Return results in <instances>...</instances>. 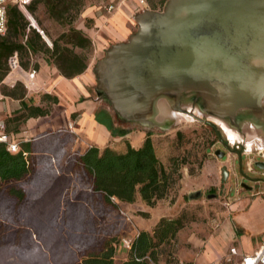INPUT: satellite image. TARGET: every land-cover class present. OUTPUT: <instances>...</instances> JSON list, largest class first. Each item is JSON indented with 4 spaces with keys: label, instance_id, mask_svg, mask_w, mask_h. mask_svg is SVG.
<instances>
[{
    "label": "rangeland",
    "instance_id": "rangeland-1",
    "mask_svg": "<svg viewBox=\"0 0 264 264\" xmlns=\"http://www.w3.org/2000/svg\"><path fill=\"white\" fill-rule=\"evenodd\" d=\"M46 2L47 0H33L34 9L28 10L32 14L29 17L33 23H37L47 35L49 32L57 34L66 29L68 21L86 33V28L94 27L99 14L105 13V6L110 2L116 6L119 0H79L69 13L59 18L46 11ZM164 2L158 9L162 8ZM120 6L124 10L123 19L131 33L137 27L134 14L138 11L128 10L123 4ZM98 19L110 28L109 22L103 17ZM103 54L104 51L93 65ZM96 83L95 79L94 85L88 87L89 95L80 96L79 100L94 102L95 118L107 126L109 136L103 131L95 130L84 119L79 123L67 122L58 129L24 136L38 137L35 140L36 150L56 151V148H60L59 164L64 172L57 174L46 156L35 153L27 175L0 186V264H72L82 254L98 251L110 236H133L140 229L135 222L141 218L140 214L129 211L132 208L127 205H133V202L116 206L103 202L100 194L91 190L88 175L82 170L76 157L89 144L101 147L108 142L117 149L124 148L128 142L127 132H130L133 144L139 146L141 142L137 139L140 137L137 136L138 131L143 136L150 133L159 158L168 166H177L175 175L180 172L181 178L165 198V204L158 207H167L171 213L174 212L173 215L182 210L186 213V223L177 231L176 239L159 248L156 264H181V261L198 264L195 256L185 257L180 253L182 249H191L193 243L183 233L205 237L220 226V210L227 209L235 198L264 195V169L252 163V169L247 170V162L250 159H254V162L261 159L258 152H264V119L243 117V114L240 115L241 118L231 119L232 122L228 118L213 115H207L205 119L199 118L204 115L197 102L193 105L189 100L182 99L181 104L191 106L199 117L178 111L172 106L170 99L162 97L157 99L154 106L157 123L145 125L119 118L95 89ZM76 116L77 112H74L71 118L76 119ZM21 121L23 118L10 119L7 123L4 130L11 138L18 139L15 135L11 136L10 131ZM217 148L225 151L223 157L215 154ZM223 165L229 171L226 178L221 176ZM203 169L206 170L205 173ZM11 185L22 188L24 196L17 198L9 193ZM195 190H200V194L190 197L189 193ZM159 208L150 210L147 223L156 222L163 214ZM241 209L242 211L234 212L233 215L240 224L258 227L264 225V205L252 204ZM33 236L39 246L36 251L30 252L27 247ZM262 236L261 231L254 238L260 239ZM229 246L206 264H230L228 258L235 255L229 253ZM194 248L201 252V244ZM122 250L126 251L121 248L116 253L114 264H120L123 260Z\"/></svg>",
    "mask_w": 264,
    "mask_h": 264
},
{
    "label": "water",
    "instance_id": "water-1",
    "mask_svg": "<svg viewBox=\"0 0 264 264\" xmlns=\"http://www.w3.org/2000/svg\"><path fill=\"white\" fill-rule=\"evenodd\" d=\"M134 19L93 65L95 89L119 118L154 125L157 99L176 108L193 97L223 118L264 119V0H165ZM254 163L264 169V159Z\"/></svg>",
    "mask_w": 264,
    "mask_h": 264
},
{
    "label": "crops",
    "instance_id": "crops-1",
    "mask_svg": "<svg viewBox=\"0 0 264 264\" xmlns=\"http://www.w3.org/2000/svg\"><path fill=\"white\" fill-rule=\"evenodd\" d=\"M11 1L12 3H10ZM11 1H8L7 6L9 4H16L13 0ZM32 1L28 5H33ZM121 4L128 10H133V12L141 10L136 0H119L116 3V8L112 12L108 13L105 8V13L99 14L98 17H103L105 21H108L110 28L106 24L103 25L100 23L99 19L96 18L94 27L86 28V33L82 31L90 40L87 46L81 47L64 42L63 39L58 40L60 48L64 47V45L71 48V56L76 53L78 56L82 55L85 57V68L82 71L68 75L60 70L58 62L56 61V54L52 51L53 40L57 39L59 34L67 30V28L57 34L49 32L47 35L42 29V34L37 29L39 27L37 23L35 26L30 24L29 14H32L27 8L28 5L25 10L17 6L23 12L25 19L29 21V25L27 24L25 26L22 33L10 36V39L21 43L22 46L19 49H14L2 61L3 66L6 67V71L0 76V121L3 122V128L6 129L9 120L13 119L11 115H15L21 111L22 99L28 104L47 107L48 112L45 114L30 115L25 118L21 117L23 121L18 123L15 129L10 131L11 136L15 135L18 139H28L24 136H33L44 130L58 129L63 127L67 122L73 124V121H75L79 123L82 119L88 121L90 126L95 130L103 131L106 136H109L110 131L107 126L95 118L94 102L90 103L89 100L80 101L79 99L80 96L89 95L88 87L95 83L96 75L93 71V63L96 58L107 48L110 42L122 40L129 35L130 27L123 19L124 10L120 6ZM159 5V0H150L148 7L145 8L158 9ZM7 34H9V30L6 27L4 32H0V38ZM27 38L29 41L26 40ZM13 52H16L18 57L19 68L17 69H12L9 63V56ZM0 70H2V66ZM21 92H23L22 96L20 94ZM49 95L56 96V100L49 99ZM13 110L14 113H12ZM74 112H77L76 119L71 118ZM138 132L139 135L137 136L140 137L137 139L142 143L144 136L140 131ZM129 134L130 132H127L128 142L133 146L134 144ZM105 144H108V142ZM134 147H137V145H134ZM205 171L203 169V173ZM240 197L235 198L229 203L227 209H221L220 214L217 213L222 217V222L213 232L207 233L205 237H198L194 234L189 236L186 232L183 233V236H186L187 240H192L193 243L191 249H182L180 252L181 255L185 257L195 256L198 264H206L213 261L217 255L222 254L228 245H230L229 247L235 246L238 253L251 252L256 249L264 241V225L262 227H258V225L244 226L233 215L234 212L242 211L241 207L247 208L252 204L264 205V195L256 194L244 199ZM132 202L133 205L127 206L132 208L129 210L132 213L141 215V218L135 222L136 226L140 229L151 230L161 216H172L174 214L167 207H165L166 209L164 207H158L159 205L165 204V198L158 200L153 206L148 205L139 195ZM157 208L163 214L156 222L147 223L146 218L150 215V210ZM140 211H146L147 214L143 215ZM126 212L128 213V210ZM261 231L263 232V236L260 239H255V235ZM197 244H201V252L195 250L194 247ZM120 252L123 257L122 259L126 258L127 251L122 250ZM233 255L235 257H229L228 261L230 264H237L240 259V254Z\"/></svg>",
    "mask_w": 264,
    "mask_h": 264
},
{
    "label": "trees",
    "instance_id": "trees-1",
    "mask_svg": "<svg viewBox=\"0 0 264 264\" xmlns=\"http://www.w3.org/2000/svg\"><path fill=\"white\" fill-rule=\"evenodd\" d=\"M78 3L79 0H47L46 11L59 18L69 13L72 6ZM27 8L32 10L34 6L29 4ZM7 13L9 34L0 38V67L2 66L0 76L6 71L2 63L3 58L22 46L21 43L10 39V36L22 33L25 26L29 25V21L25 19L23 12L16 4H9ZM67 24V30L61 32L57 39L53 40L52 51L56 54L60 70L68 75L85 68V57L78 56L76 53L71 56V48L67 45L60 48L58 40L63 39L64 42L81 47L87 46L90 40L81 29L73 26L71 21ZM26 40L29 41L28 38ZM20 94L22 96L23 92ZM49 99L55 101L56 96L49 95ZM47 112V107L28 104L22 99L21 111L12 118L20 119ZM37 138L20 139L17 149L13 151L7 148L5 141L0 140V186L20 180L27 175L31 170L32 155L35 153L46 156L57 174L64 172V168L59 164L61 149L36 150L35 140ZM76 161L88 175L91 190L100 194L103 202L115 206L121 202H132L137 195L148 205L153 206L158 200L166 198L181 178L180 172L175 175L178 170L177 166H168L159 158L150 133H146L142 143L137 147L129 142L126 143L124 149H117L109 144L102 147L91 144L77 154ZM8 191L17 198L24 196L23 189L17 186L11 185ZM8 209H11V206H8ZM140 213L147 214L146 211H140ZM185 223L186 213L182 210L176 215L161 216L151 230L138 229L132 238L131 247L126 250V258L120 264H156L160 253L159 248L163 244L173 242L177 237V231ZM122 237L110 236L98 251L84 253L72 264H114ZM30 242L27 251H36L39 246L36 244L37 239L33 236Z\"/></svg>",
    "mask_w": 264,
    "mask_h": 264
},
{
    "label": "built area",
    "instance_id": "built-area-1",
    "mask_svg": "<svg viewBox=\"0 0 264 264\" xmlns=\"http://www.w3.org/2000/svg\"><path fill=\"white\" fill-rule=\"evenodd\" d=\"M8 1L9 0H0V32H4L6 30V27H7V4H8ZM13 1L17 4V6L19 8H21L22 10H25L27 4L31 0H13ZM136 1H137V4L139 5L140 9H144L145 7H148L150 0H136ZM159 1L161 4L162 1H164V0H159ZM105 8H106L107 12L110 13L115 8V4L110 2L108 5L105 6ZM30 24H32L34 26L36 25L35 23H33V21L31 19H30ZM37 29L43 34L42 29H40L39 27H37ZM9 63H10V67L12 69L19 68V62H18V57H17L16 52H13L9 56ZM3 127H4L3 122L0 121V140L5 141L7 143V148L9 150H12V151L16 150L17 146H18V139L11 138L9 135H7V133L4 131ZM70 130H73V129H70ZM89 146H90V144H89ZM258 155H261V159H264V152L259 151ZM252 163H254V159H250L247 162V170L252 169V166H251ZM136 233H137V231L135 232V234ZM133 236H130V237L123 236L121 241H120L118 249L119 250L121 248L126 249V250L129 249L131 247ZM229 253L230 254H240V259H239L237 264H264V241H262V243L256 249H254L251 252L238 253L236 247L231 246V247H229ZM180 263L181 264H189L187 262L184 263L182 261Z\"/></svg>",
    "mask_w": 264,
    "mask_h": 264
},
{
    "label": "flooded vegetation",
    "instance_id": "flooded-vegetation-1",
    "mask_svg": "<svg viewBox=\"0 0 264 264\" xmlns=\"http://www.w3.org/2000/svg\"><path fill=\"white\" fill-rule=\"evenodd\" d=\"M191 97V96H190ZM264 99V98H263ZM189 101H190V103H192L193 105L194 104H196V101L193 99V97H191V98H189L188 99ZM176 108L175 109H177L178 111H180V112H185V113H189V114H192V115H195V113H194V110L191 108V106L190 107H187V105H182L181 104V102H180V104L179 105H176L175 106ZM202 108V107H201ZM202 113H203V117H199L198 115H195V116H197V117H199V118H204L205 119V116H207V115H213V116H215V117H218V118H223V117H220V116H218V115H216V114H214V113H212V112H210V111H207V110H205V109H203L202 108ZM207 118V117H206ZM230 122H232V120L230 119L229 120ZM262 124H264V122L262 123ZM234 126V125H233ZM225 146L227 145V144H224Z\"/></svg>",
    "mask_w": 264,
    "mask_h": 264
}]
</instances>
